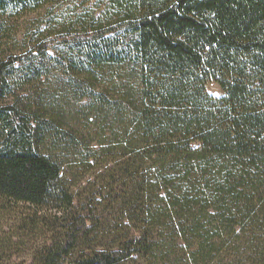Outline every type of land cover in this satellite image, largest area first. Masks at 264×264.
<instances>
[{
    "label": "trees",
    "instance_id": "obj_1",
    "mask_svg": "<svg viewBox=\"0 0 264 264\" xmlns=\"http://www.w3.org/2000/svg\"><path fill=\"white\" fill-rule=\"evenodd\" d=\"M66 1L0 0V49L5 18ZM76 17L0 57V198L64 212L32 264H264V0ZM72 159L97 190L75 194Z\"/></svg>",
    "mask_w": 264,
    "mask_h": 264
},
{
    "label": "rangeland",
    "instance_id": "obj_2",
    "mask_svg": "<svg viewBox=\"0 0 264 264\" xmlns=\"http://www.w3.org/2000/svg\"><path fill=\"white\" fill-rule=\"evenodd\" d=\"M102 3L103 0H67L61 8L46 6L24 16H8L5 18L6 33L0 57L19 56L43 42L56 40L65 30L63 24H72L77 14L96 15ZM73 27L78 28L77 25ZM207 92L214 98L224 96L222 89L215 83L208 84ZM11 102V99H7L3 104ZM92 144L96 147L94 142ZM72 160L64 170L70 180L71 174L76 176L74 182L78 184L74 189L75 194L85 196L97 190L101 185L99 175L102 170L92 168L87 172ZM63 214L0 198V264H32L34 255L48 238V235L43 234V225L46 223L43 219L61 217Z\"/></svg>",
    "mask_w": 264,
    "mask_h": 264
}]
</instances>
